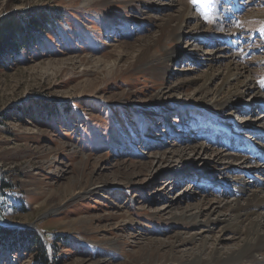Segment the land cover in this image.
Returning a JSON list of instances; mask_svg holds the SVG:
<instances>
[{
	"label": "rangeland",
	"instance_id": "374dc122",
	"mask_svg": "<svg viewBox=\"0 0 264 264\" xmlns=\"http://www.w3.org/2000/svg\"><path fill=\"white\" fill-rule=\"evenodd\" d=\"M213 1L0 0V29L33 12L51 19L36 34L39 45L0 62V221L42 241L32 251L0 245V264H194L185 251L203 238L221 237V250L239 242L225 228L226 203L246 181L264 195L263 155L238 151L246 141L264 146V94L244 92L250 105L236 98L218 123L205 102L232 66L215 52L226 46L217 42L224 30L234 49L240 44V79L264 92V0H241L234 10L222 4L216 14ZM183 3L200 22L190 19L175 41L163 25ZM189 29L213 39H187ZM168 50L164 78L154 77L148 62ZM208 71L216 76L203 95L186 79L201 82ZM183 145L191 151L173 154ZM238 165H257V173ZM202 205L197 222L211 219L208 229L176 219ZM190 235L186 246L175 243Z\"/></svg>",
	"mask_w": 264,
	"mask_h": 264
},
{
	"label": "bare ground",
	"instance_id": "6f19581e",
	"mask_svg": "<svg viewBox=\"0 0 264 264\" xmlns=\"http://www.w3.org/2000/svg\"><path fill=\"white\" fill-rule=\"evenodd\" d=\"M222 2L223 4H226V3L229 4V7H225V8L228 9L231 7L233 10L238 8L239 7L238 3H240L238 0H236L235 2H231V3L226 0H222ZM190 7L191 5L189 6V3H183L182 8L180 9V12L178 15L169 16L167 20L164 21L165 23L163 27H168L170 29L173 28L171 32V36L175 41H180L181 39L179 36L180 33L178 32L183 28V26H188L190 19H194V20L197 19V21L195 22H200L198 20L197 14L194 13L193 9ZM227 9L223 10L224 11L223 18H225V21L227 18L226 14L227 15L231 14V12H228ZM239 17L240 16H238V19ZM156 19L158 20V18ZM173 21H176V22L172 24L171 22ZM184 34L187 39L197 41L198 40L197 37H198L202 42L206 40L212 41L213 36H214V34H212L211 32H206V33L204 32L203 33L204 35L198 34V33L196 34V33H193V31L190 32V29L188 32H184ZM224 34H227L225 30L223 31V34H220V35L218 34L217 42L219 45L222 44L226 46H222V48L216 49L215 52L219 53L218 56L222 55L227 58H230L232 66L227 67L226 72L223 73L222 77L219 79V81L215 85L216 88L213 93V96L208 102H205L206 109L212 115L210 116L211 119L213 120L212 123H218L214 120L216 118L221 119V117L219 116L220 111L222 112L225 109L228 111H231L232 102L236 98L241 100L243 104L246 107H248L250 104H247L245 103V101H243L244 92L251 90L253 93L257 94L258 99H261L264 94V92H262V90L260 89L261 87L257 86V84L251 79H247V77H246L247 80L240 79V76H242V73L245 70V66L239 67L237 66V64H234L233 60L238 58L239 54H238V51H233L235 50L234 46L230 43L232 42V40H227V36H224ZM160 41H161V38H157L155 40V43H159ZM236 45L238 46V44ZM206 52H209L208 49L206 50ZM144 55L145 54H143L142 57L139 58V60L138 59L137 60L138 61L142 60ZM169 57H171V53L168 50V52L165 51L162 57H155L153 64H150L148 62L149 65L147 68H149V70L151 71V74L154 77L164 78L165 69L167 65L166 59ZM214 76L216 75H214L213 72L209 73L208 71L206 72L205 78H203L201 82L197 81L198 77L196 76L187 78L186 81H191V82H194L195 84H198V86H200V92L203 95H205V94H208L207 90H209L210 84L213 81ZM175 101L176 103H180L176 99ZM156 106L157 104L153 103V107H156ZM238 127L239 126L237 125L235 126L232 125V129H234L233 131L235 132L236 129H238ZM222 128H225V127L223 126ZM261 137L262 136L260 134L259 139ZM248 145L250 146H247V149L240 147L241 150H238V151L245 150L246 153L250 156V158H254L255 156L264 155V146H262L260 143L252 144L250 142ZM179 149L175 150L173 154L177 156V155H181L187 149L191 151L190 147L186 145H183ZM230 149L234 150L235 146H230ZM200 150H202V148H200ZM231 154L234 156V152L231 151ZM248 163H254V161L249 160ZM256 166L257 165H254L252 168L247 169L246 167L248 166L238 165L237 170L239 169V170L245 171L247 174H250L251 172L257 173L253 170L256 168ZM122 170L123 168L121 169V171ZM0 174H1V171H0ZM245 183L243 184L239 183L237 185L236 193H234L235 196H233V199L229 198L231 200L230 203H226L227 204L226 210L229 216H228V219H226L225 228L231 230L233 233H239L240 234L239 242L231 246L229 249L221 250L220 246H218L219 240L221 237H218V238L214 237V240L209 244L207 243L208 241L207 238H203V244H201L194 252L190 253V251H187V250L185 251L187 255L190 256V258L195 261L194 264H264V195L259 194L257 192V190H259L260 192L261 189L253 190L250 183L248 184H245ZM240 198H244L245 202L240 203L239 202ZM203 207L204 205H202L200 209L198 208L193 209V210L181 209L178 213L179 216L176 219L177 220L188 219L190 222H192L197 227H199L198 231H203L204 228H200L201 223L197 222L198 218L204 213ZM212 211L213 209L211 208L208 211V213ZM202 221H203V224H205L204 226H206V228L208 229L211 224V219L208 218ZM204 226H201V227H204ZM193 239H194V235H190L189 238H186V239L184 238L183 240H180L177 237L175 243L184 247L189 241H192ZM204 257L207 258L206 259L207 261H205V259L203 260Z\"/></svg>",
	"mask_w": 264,
	"mask_h": 264
},
{
	"label": "trees",
	"instance_id": "16d2710c",
	"mask_svg": "<svg viewBox=\"0 0 264 264\" xmlns=\"http://www.w3.org/2000/svg\"><path fill=\"white\" fill-rule=\"evenodd\" d=\"M50 23L51 19L40 12H33L26 19L20 18L19 20L15 17L8 19L0 29V62L1 60L3 61L9 52L17 51L16 53H20L28 45H39L41 42L38 43L39 35L36 34L38 32L42 34ZM3 188H6V186H3ZM22 244H26L24 246L26 250L32 251L31 249L33 248L41 247L42 241L31 231L0 225L1 246L14 247Z\"/></svg>",
	"mask_w": 264,
	"mask_h": 264
},
{
	"label": "water",
	"instance_id": "95a60500",
	"mask_svg": "<svg viewBox=\"0 0 264 264\" xmlns=\"http://www.w3.org/2000/svg\"><path fill=\"white\" fill-rule=\"evenodd\" d=\"M0 224L1 225H7L8 227H13V226H15V227H23V228H25L26 226H17V225H15V224H10V223H5V222H3V221H0Z\"/></svg>",
	"mask_w": 264,
	"mask_h": 264
},
{
	"label": "snow or ice",
	"instance_id": "6c2138e0",
	"mask_svg": "<svg viewBox=\"0 0 264 264\" xmlns=\"http://www.w3.org/2000/svg\"><path fill=\"white\" fill-rule=\"evenodd\" d=\"M193 3L200 2V3H209L211 0H192Z\"/></svg>",
	"mask_w": 264,
	"mask_h": 264
}]
</instances>
